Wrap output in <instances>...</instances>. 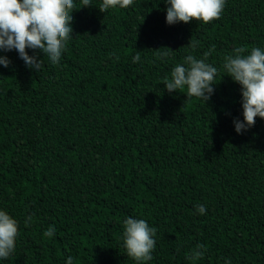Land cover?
Returning a JSON list of instances; mask_svg holds the SVG:
<instances>
[{
    "label": "trees",
    "instance_id": "trees-1",
    "mask_svg": "<svg viewBox=\"0 0 264 264\" xmlns=\"http://www.w3.org/2000/svg\"><path fill=\"white\" fill-rule=\"evenodd\" d=\"M74 3L58 64L28 49L44 59L35 72L0 52L11 61L0 66V210L19 224L0 264H136L128 217L157 230L146 264H264V120L236 133L241 90L222 67L236 47L264 49V0H226L219 20L174 25L165 0L105 13L102 0ZM213 47L207 104L186 88L169 94L172 69Z\"/></svg>",
    "mask_w": 264,
    "mask_h": 264
},
{
    "label": "clouds",
    "instance_id": "clouds-1",
    "mask_svg": "<svg viewBox=\"0 0 264 264\" xmlns=\"http://www.w3.org/2000/svg\"><path fill=\"white\" fill-rule=\"evenodd\" d=\"M165 2L168 25L188 24L192 21L208 24L221 18L226 0ZM132 4L133 0H102L99 11L105 13L117 7L125 9ZM81 5V8L91 7V0H81ZM75 8L74 0H0V52L17 51L19 58L35 72L41 70L44 59H39L38 55L30 56L28 49L43 53L44 58L47 56L53 65L58 64L67 43L73 39L71 25ZM188 46L195 47V42L190 40ZM162 48L173 52L169 48ZM214 50V47L209 49L200 59L187 55L182 64L172 69L171 78L165 82L166 91L171 94L186 88L188 99L196 97L207 104L214 93V81L218 74V69L207 62ZM139 60L138 51L133 63ZM10 63L6 56L0 55V66L7 68ZM222 67L228 73L227 76L240 86L243 120L234 119L233 123L236 133L242 134L255 125L257 117L264 120V49L253 47L247 53L245 48L236 47L231 54L224 56ZM196 211L204 215L206 208L200 204L196 206ZM31 219L27 218L25 227ZM123 229L122 240L127 257L136 264L151 261L156 247V228L150 227L144 219L128 217ZM54 233L55 227L49 226L43 235L51 238ZM18 235V221L6 211L0 210V259L6 260L15 251ZM203 248V245L198 246L188 258L200 259L204 255V251L200 250ZM66 264H74L73 257L68 256Z\"/></svg>",
    "mask_w": 264,
    "mask_h": 264
}]
</instances>
